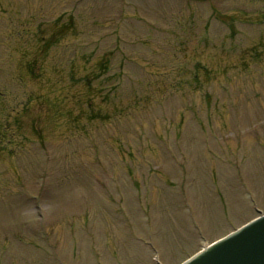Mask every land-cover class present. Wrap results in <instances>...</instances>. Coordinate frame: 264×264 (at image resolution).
I'll return each instance as SVG.
<instances>
[{"label":"rangeland","instance_id":"obj_1","mask_svg":"<svg viewBox=\"0 0 264 264\" xmlns=\"http://www.w3.org/2000/svg\"><path fill=\"white\" fill-rule=\"evenodd\" d=\"M264 214V0H0V264H180Z\"/></svg>","mask_w":264,"mask_h":264},{"label":"water","instance_id":"obj_2","mask_svg":"<svg viewBox=\"0 0 264 264\" xmlns=\"http://www.w3.org/2000/svg\"><path fill=\"white\" fill-rule=\"evenodd\" d=\"M181 264H264V214L201 248Z\"/></svg>","mask_w":264,"mask_h":264}]
</instances>
